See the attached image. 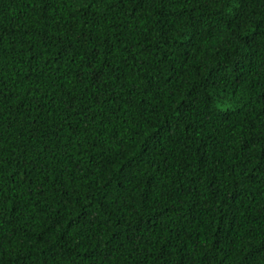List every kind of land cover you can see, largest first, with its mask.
I'll return each instance as SVG.
<instances>
[{
    "label": "trees",
    "instance_id": "16d2710c",
    "mask_svg": "<svg viewBox=\"0 0 264 264\" xmlns=\"http://www.w3.org/2000/svg\"><path fill=\"white\" fill-rule=\"evenodd\" d=\"M0 0V264H264V0Z\"/></svg>",
    "mask_w": 264,
    "mask_h": 264
},
{
    "label": "snow or ice",
    "instance_id": "6c2138e0",
    "mask_svg": "<svg viewBox=\"0 0 264 264\" xmlns=\"http://www.w3.org/2000/svg\"><path fill=\"white\" fill-rule=\"evenodd\" d=\"M105 0H88V3L85 4L84 6L85 7H93L95 5H98V4H101V3H104Z\"/></svg>",
    "mask_w": 264,
    "mask_h": 264
}]
</instances>
